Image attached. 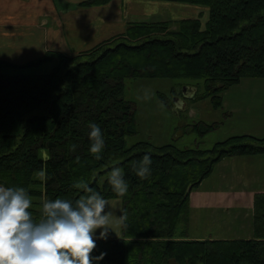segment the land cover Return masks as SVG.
<instances>
[{"label":"trees","instance_id":"16d2710c","mask_svg":"<svg viewBox=\"0 0 264 264\" xmlns=\"http://www.w3.org/2000/svg\"><path fill=\"white\" fill-rule=\"evenodd\" d=\"M165 1L206 8L179 19L127 20L121 32L76 53L50 49L24 64L0 59V182L26 186L37 219L43 199L77 196L76 180L106 198L121 197L122 236L98 240L93 251L107 250L101 264H264V192L255 199L253 238L188 235L191 191L221 159L264 153V135H230L207 148L129 144L127 137L138 132L137 106L125 95L127 78L202 79L201 90L182 82L192 88L188 98H209L212 107H222L226 90L245 78H264V0ZM49 61L54 64L47 72L15 71ZM183 85L171 94L181 95ZM159 97L174 108L169 95ZM92 121L104 136L100 159L89 150ZM222 122L197 120L182 130L202 138ZM145 152L152 155L151 173L141 178L131 164ZM113 164L128 179L123 195L106 182Z\"/></svg>","mask_w":264,"mask_h":264},{"label":"crops","instance_id":"0c3cea01","mask_svg":"<svg viewBox=\"0 0 264 264\" xmlns=\"http://www.w3.org/2000/svg\"><path fill=\"white\" fill-rule=\"evenodd\" d=\"M72 1L78 2L77 0H0V59L15 62L14 60L22 55L20 52L15 53V50L23 48L27 49L23 57L33 55L36 57L43 55L48 49L68 52L72 47L73 49L82 47L84 41L71 39L68 20L65 18ZM117 1L112 2L117 4ZM118 3L120 4H117V10L120 13L115 12L114 15H117L115 18L107 13L106 19L92 23L91 28H87L88 36L93 38L85 37L87 41L96 37V41L101 39L99 34L96 35L98 25H100L98 30L100 34L111 37L123 30L127 20H136L133 16L128 17L127 12L123 11L127 8L126 0H119ZM110 7L111 4L105 9ZM56 17L61 19L60 22L58 21L61 27L55 23ZM33 31L41 34L40 45L36 42L32 45L28 39L31 33H27ZM17 32L19 35L16 36ZM24 33L28 35L26 38L22 36ZM12 35L15 36L11 45L2 44ZM18 43L21 44L19 47ZM18 61L22 59L18 58ZM214 109L222 111L219 116H222L223 122L217 131H221L225 136L223 138L235 134L263 136L264 78L243 79L224 92L222 107ZM237 188H243L245 202L242 205L244 206L237 205L239 203V198L235 194ZM230 191L234 192V197L231 196ZM262 192H264V153L240 154L221 159L213 171L191 191L189 238H253L255 199L257 194Z\"/></svg>","mask_w":264,"mask_h":264},{"label":"clouds","instance_id":"9594fccd","mask_svg":"<svg viewBox=\"0 0 264 264\" xmlns=\"http://www.w3.org/2000/svg\"><path fill=\"white\" fill-rule=\"evenodd\" d=\"M184 106V96L174 98V109ZM89 128L93 141L89 150L100 159L105 143L101 126L92 121ZM151 165V152H145L131 167L136 175L145 178L151 173ZM106 182L120 195L129 189L119 164L111 166ZM73 187L79 192L73 198L43 199L42 216L37 219L30 208L33 200L29 189L0 182V264H101L107 250L98 254L93 250L98 240L109 239L115 229L110 220V202L86 180L74 181ZM125 217L122 212L121 220Z\"/></svg>","mask_w":264,"mask_h":264},{"label":"rangeland","instance_id":"374dc122","mask_svg":"<svg viewBox=\"0 0 264 264\" xmlns=\"http://www.w3.org/2000/svg\"><path fill=\"white\" fill-rule=\"evenodd\" d=\"M70 2L69 12L65 17L68 20V30L71 39L78 40L80 42L84 41V45L80 48L70 49L69 53L78 52L82 50H86L95 46L100 41L108 39L106 34H100L99 26L96 28V35L99 34L101 39L96 41V39L87 41L86 39L89 37V33L87 28H91V24L99 23L102 19H106V14L108 13L110 17H116L114 14L120 13L117 10V4L112 2L113 0L108 1L104 4L98 5H86L83 3L85 0H77ZM127 8H124L123 11L127 12L128 17L133 16L136 20H159V19H179L182 17H192L196 16L200 9H205L206 7L202 5H196L191 3L179 2V1H165V0H126ZM111 4L110 9H105L107 5ZM116 6L114 7V5ZM96 9V10H95ZM95 10V11H94ZM207 12L203 19L207 18ZM106 16V17H105ZM60 18H55V23L61 27ZM56 24V25H57ZM84 25V26H83ZM121 27V26H120ZM119 27V28H120ZM30 34L28 38L33 42H36L37 45H40L39 41L41 40L39 32H28ZM24 33L23 38L28 36ZM16 36L19 35L17 32ZM8 37L7 40L2 42L11 43L14 41V36ZM86 37V39H85ZM18 38V37H17ZM71 42H74L71 40ZM82 39V40H80ZM86 40V41H85ZM20 41V40H19ZM21 42V41H20ZM17 43V42H16ZM90 45H89V44ZM21 44L18 43V47ZM4 47V46H1ZM50 50V49H48ZM57 50V49H56ZM27 49L23 48L21 50H15V53L20 52L22 55L17 57L14 60V63L24 64L29 60H33L38 58L33 56H25V52ZM47 51V50H46ZM45 51V52H46ZM35 54H37L35 52ZM42 56V55H41ZM18 58H21L22 61H18ZM53 61L45 62L39 65H29L27 67L15 69L17 72H45L49 71L51 65H53ZM182 82H186V85L196 86L200 90L203 89L204 83L203 80H180L178 78H169V77H159V78H127L126 79V90L125 95L130 100L134 101L137 106V127L138 132L133 135H129L127 137L128 143L132 144L139 140H149L156 144H165L169 142H174L179 147H188V146H197L207 148L211 147L216 141L224 139L225 137L221 131H217L218 128L209 132L204 137H199L195 132H183V124L192 123L197 120H204L206 122L213 121H223L222 111H218L214 109L210 103L209 98L202 99L197 101L190 100V96H192V88L184 87ZM183 85V93L172 95L171 89L174 86H177V90H181ZM184 88L186 91H184ZM195 89V88H194ZM177 91V92H178ZM194 91V90H193ZM159 92H163L169 95V98L174 102V98L179 96H184L185 106L183 109L176 110L174 108H169L166 106L159 97ZM179 93V92H178ZM185 93H189L185 95ZM221 112V113H220ZM222 119V120H221ZM225 133V132H224ZM231 196H233L234 192L230 191ZM236 196L239 198V203L237 205H242L245 202L243 188H237L235 190ZM242 198H240V197ZM234 197V196H233ZM110 202V220L112 222V226L115 229L111 230V235L109 238H117L122 236L123 228H122V220L121 213L123 212V199L121 197H110L107 198ZM241 199V200H240ZM244 206V205H242ZM243 209V208H242ZM99 231V229H97ZM216 239H229V238H216ZM230 239H240V238H230Z\"/></svg>","mask_w":264,"mask_h":264}]
</instances>
